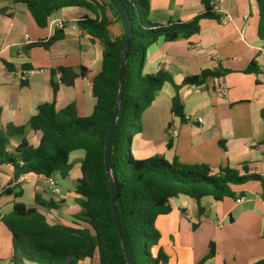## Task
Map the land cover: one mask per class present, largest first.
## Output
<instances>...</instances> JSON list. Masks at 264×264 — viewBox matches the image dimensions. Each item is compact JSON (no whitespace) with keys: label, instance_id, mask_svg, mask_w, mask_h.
<instances>
[{"label":"crops","instance_id":"crops-1","mask_svg":"<svg viewBox=\"0 0 264 264\" xmlns=\"http://www.w3.org/2000/svg\"><path fill=\"white\" fill-rule=\"evenodd\" d=\"M146 1L149 21L187 22L203 11L200 0ZM215 11L220 20H201L196 34L173 42L159 38L151 44L141 57L140 71L148 75L164 71L176 85L204 70L228 72L207 78L201 86L179 88L188 122L171 115L175 91L171 84H163L141 115L139 133L130 135L126 145L136 160L159 157L169 163L203 164L214 170L228 167L240 175L264 177L260 144L264 136V41L258 36L261 22L264 30V0L261 4L257 0H223ZM84 17L95 19L96 13L79 6L62 7L49 16L45 27H38L25 5L0 0V134L8 137L11 148L22 139L33 147L39 144L40 132L13 133L27 125L39 105L53 104L56 112L72 105L81 118L93 113L92 87L102 70V47L78 29L77 21ZM58 21L66 28L47 45L58 32ZM108 32L111 38H119L124 28L114 23ZM251 62L255 70L246 73ZM58 68L72 69L78 75L71 86L61 84L57 74L51 76ZM21 69L40 71L19 84L12 73ZM221 88L227 90L223 97L217 94ZM168 126L177 128L176 138L167 136ZM83 157L82 150L69 153L68 187L59 186V200L52 196L45 177L28 174L12 181V168L0 164V264H31L12 261L11 236L1 222L16 203L35 208L50 225L88 228L76 219L81 208L74 193ZM233 190L244 194L242 201L215 202L206 197L198 205L185 196L169 200L171 212L155 221L159 247L168 257L166 264H196L207 255L211 243L215 253L204 264H254L264 259V191L259 181H248ZM37 198L55 206L39 205ZM95 262L97 254L79 264Z\"/></svg>","mask_w":264,"mask_h":264},{"label":"trees","instance_id":"trees-1","mask_svg":"<svg viewBox=\"0 0 264 264\" xmlns=\"http://www.w3.org/2000/svg\"><path fill=\"white\" fill-rule=\"evenodd\" d=\"M12 1L25 5L38 27H45L49 16L62 7L79 6L95 12V19L84 17L77 21V27L102 47V70L93 80L92 91L96 104L91 116L78 117L72 105L56 112L53 104H42L36 108L26 126L15 128L13 132H40L41 139L36 147L22 139L16 147L11 148L8 137L0 134V164L12 168V181L28 174L43 177L57 174L64 179L72 167L68 161L69 153L74 150L84 152L80 164L81 178L75 184L74 193L77 195L75 203L81 208L76 219L87 224L88 228L50 225L35 208L16 203L11 212L1 219L11 236L12 261L79 264L97 254L99 264H126L114 224L103 160L106 134L118 95V70L124 49V32L119 38H111L108 32L111 24L120 23L123 27L119 7L114 0ZM121 1L129 14L132 41L125 61L123 101L112 136L111 177L133 264H166L168 257L159 247L160 233L155 221L158 216L171 212L170 199L185 196L198 205L206 197L215 202L238 200L244 194L236 193L234 187L248 181H259L264 191V177L240 175L228 167L214 170L203 164L186 166L177 162L169 163L159 157L136 160L129 151L124 150L130 135L139 133L141 115L163 84H171L175 91L170 103L171 115L183 120L179 88L204 85L207 78H218L228 71L204 70L185 77L181 85H176L171 75L161 70L154 75L141 74L135 59L137 51L143 57L147 48L159 38L173 42L190 37L198 32L201 20L213 19L218 22L220 17L212 8L210 0H200L203 11L187 22L149 21L146 0ZM257 2L261 4V0ZM258 32L259 38L264 41L262 22ZM60 37L61 32L58 31L47 45ZM253 70L255 65L251 62L245 72ZM56 74H59V82L66 86H71L78 77L69 68H58L51 76ZM53 89L56 90L54 84ZM126 132H129L128 138ZM260 144L263 146L264 159V136ZM4 193L9 194L10 191L5 190ZM36 200L39 205L55 206L51 202ZM214 253L211 243L207 255L196 264H204ZM254 264H264V259Z\"/></svg>","mask_w":264,"mask_h":264},{"label":"water","instance_id":"water-1","mask_svg":"<svg viewBox=\"0 0 264 264\" xmlns=\"http://www.w3.org/2000/svg\"><path fill=\"white\" fill-rule=\"evenodd\" d=\"M120 10V13L122 15L123 19V28H124V49L122 53V57L119 64V70H118V95L115 100L112 115L110 118L109 127L106 134V139L104 143V167H105V174L106 178L108 180V185L110 189V199L112 203V214L114 219V224L116 231L118 233V237L120 240V245L122 248V252L124 255V259L126 264H133L132 257L130 254V251L127 246V241L125 238V234L122 228L121 220L119 217L117 202H116V191L115 186L111 177V163H110V155H111V144H112V136L114 132L115 122L116 118L119 114V107L123 101V94L125 89V83H124V71H125V61L129 56L130 50H131V41H132V26L130 23L129 14L127 12V9L125 8V5L121 0H114Z\"/></svg>","mask_w":264,"mask_h":264},{"label":"built area","instance_id":"built-area-1","mask_svg":"<svg viewBox=\"0 0 264 264\" xmlns=\"http://www.w3.org/2000/svg\"><path fill=\"white\" fill-rule=\"evenodd\" d=\"M223 2V0H218L216 3L212 2L211 3V6L214 10H216L219 6V4H221ZM55 28L58 30V31H62L64 30L66 27H65V24L61 21H58V22H55ZM68 28L70 29H76L77 27L75 25H68ZM40 70H37V69H21V70H18L16 72H13L12 75H13V78L19 83V84H25L27 81H28V78L33 75V74H36V73H39ZM57 78L59 79V74H57ZM226 88H221L218 90L217 94L219 97H223L225 96L226 94ZM183 120L188 122L190 119H189V116L187 115H184L183 116ZM197 122H201V119L199 118L197 120ZM166 134L169 138L173 139V138H176L177 135H178V130L177 128H173L172 126H168L167 129H166ZM46 178V182L50 188V192L52 194L53 197L57 198V200H59L61 197H62V190L61 188L59 187V185L57 184L56 180H55V175H51L49 177H45ZM243 198H240L237 200V202H240L242 201Z\"/></svg>","mask_w":264,"mask_h":264},{"label":"rangeland","instance_id":"rangeland-1","mask_svg":"<svg viewBox=\"0 0 264 264\" xmlns=\"http://www.w3.org/2000/svg\"><path fill=\"white\" fill-rule=\"evenodd\" d=\"M135 59H136V61H137V68L139 69L140 68V61H141V55H140V52H136V57H135ZM132 120H133V123H134V116L132 117ZM125 135H126V137L128 138V136H129V132H126L125 133ZM124 150L127 152V151H129L128 150V148H127V145L125 144L124 145ZM55 180H56V182H57V184L61 187V188H63V189H67V187H68V184H67V179H63V178H61L60 176H56L55 177ZM68 189H70V187L68 188ZM92 264H99V262L97 263V262H95V263H92Z\"/></svg>","mask_w":264,"mask_h":264}]
</instances>
